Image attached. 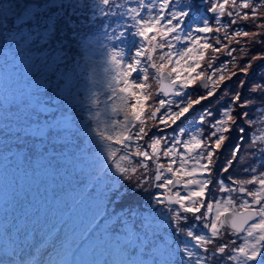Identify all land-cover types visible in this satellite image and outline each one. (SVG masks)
Returning <instances> with one entry per match:
<instances>
[{
	"label": "snow or ice",
	"instance_id": "snow-or-ice-1",
	"mask_svg": "<svg viewBox=\"0 0 264 264\" xmlns=\"http://www.w3.org/2000/svg\"><path fill=\"white\" fill-rule=\"evenodd\" d=\"M201 3L212 20L194 14L193 0H0V264H264V171L249 165L248 178L217 181L218 192L228 195L209 197L215 158L233 131L236 143L221 173L238 160L264 166V78L249 88L260 98L255 116L245 109L257 101L242 99L247 81L240 80L236 92L225 88L217 101L229 97L219 117L210 108L200 113L198 125L210 129L206 136L198 127L188 139L160 135L140 143L148 121L164 132L213 97L220 90L213 77L223 87L237 51L223 40L260 35L229 29L237 17L264 19V0ZM89 33L109 42L107 101L93 89L82 98L73 52ZM129 35L130 52L120 46ZM222 47L230 61L217 68L202 63L209 49ZM260 59L264 53L251 56L239 72L247 76ZM198 80L205 94L193 99L187 88ZM152 82L155 97L165 98H154ZM170 95L181 99H166ZM246 131L247 157L241 156ZM97 145L99 151H90ZM121 181L130 188L121 191ZM101 184L107 205L82 226H64L67 213L49 222L50 205L52 215L66 205L58 192L74 189L80 199L73 203H83ZM152 188L154 195L136 198ZM186 213L204 221L206 231L182 226ZM224 235L230 239L216 243Z\"/></svg>",
	"mask_w": 264,
	"mask_h": 264
},
{
	"label": "rangeland",
	"instance_id": "rangeland-1",
	"mask_svg": "<svg viewBox=\"0 0 264 264\" xmlns=\"http://www.w3.org/2000/svg\"><path fill=\"white\" fill-rule=\"evenodd\" d=\"M200 2H201V0H200ZM201 4H206V3H201ZM128 6L129 7H135L136 5L134 3H130ZM194 14H196V13H194ZM198 14L200 16H205V13L203 11L198 13ZM226 18H227V15H225L224 18H223V22L224 23H226ZM231 29L232 28H230L229 31H232ZM222 31L224 32L223 29H222ZM99 35L100 34L89 33L87 36H85L82 40L85 41V38H87V37L90 38L91 39V45L87 47L86 42L81 43L80 46L75 49V51L73 52V55L75 57V60H76L77 64L80 66L78 71L81 74V81H82L81 82V93H82V98H86V96L88 94L87 93V89H93L94 91H96L99 94V98H100L101 101H107V97L109 95V91L107 89V81H108V78H109V75H110V71H106V69H109V65L107 63L109 42L107 40H103ZM132 41H133V38L131 37V35H129L128 38H127V41L125 42V44L120 45V46L124 47L126 49V51L130 52V50H132V48H133ZM239 41H240V43H239L240 46L239 45H234L233 46V44H232V46H230V47L238 49V50H240L241 47L245 48V42L242 41L241 39H239ZM227 53H228V49H226V51L224 52V56H225L224 59L225 60L220 61V60H217L216 55L212 52L211 60H209L208 63L210 61H212L213 68L219 67L225 61H230L232 59V57H230ZM233 56H235V58H236V52L233 53ZM247 62H248V60L245 59V57L242 54L239 57V59L236 60L235 64L229 63L227 65V68H229L231 64H232V67L234 66L236 68V71H234V72H237L239 74V76L237 78L238 80L231 81L230 79H227L226 78V74H225L226 71H225L224 72V76H225L224 85L218 92H216L217 95H214L213 97H211L210 103H208V104L206 103L205 105H203V102H202L201 104L194 106V108L185 117H183L181 120L177 121L176 125H173L172 127L167 128L164 132H160L158 130L155 122L151 121V123L155 126L154 127L155 129L154 130H149L147 137L144 138V139H148L149 140L153 136H160V135L168 136L169 138H171L172 136L176 135L177 139H188L187 133H191V132L196 131V129L198 127H203L204 135L206 136L207 133L210 131V129H208V127L206 125H203V126L198 125L197 121H198V117H199L200 113L203 111L204 108H211V106L214 105V107L211 108L212 112L215 113V117L214 118L219 117V115H220L219 110L222 107H225L228 104L229 97L225 96L223 101L220 102V103H217V101L220 100V97L223 95V92H224L225 88H227V89H229V87L234 88L233 92H230V93H234L236 91V85L239 83L240 80H242L243 78L246 77L243 73L239 72V68L242 67ZM207 70L208 69L205 68V76H207L209 74V72H210V70H208V71ZM151 71L152 70L150 69V72ZM257 75H258V77H257L258 79L260 77L264 76V67L263 66L259 67L257 69ZM213 79L217 80V87H220L218 78L217 77H213ZM254 82H257V81L253 80L248 87L250 88L251 85ZM195 84H196V87L200 88L202 92H205V90H203L200 87L199 80ZM209 84L211 86V82H209ZM196 87H195V90H196ZM195 90L193 88H191V86L187 88V92L189 94H191L193 99H195L196 96H198V94L200 93V92H196ZM204 94H202V95H204ZM249 94H250V92L247 93L243 99H247ZM166 99L179 100L181 98L171 95L169 98H166ZM255 99L257 101V104L252 106V107H250V108H248V109H245V110L249 111L250 115H253V116L256 115L253 112V109L260 104V98L257 97V95H256ZM108 103H111V101H108ZM104 107H105V105L103 103L98 105V108H100V109H103ZM157 107H158V105H157ZM148 111H149V109H148ZM237 111H240V109H237ZM102 118H108V117H102ZM114 118L115 119H122V115L121 116H116ZM241 124H243V123H241ZM160 127H163V126L161 125ZM179 128H184L186 130V132L184 134H178L179 133ZM247 135L248 134H247V131H246V133H245V144L243 145L242 150H241V156H245V157H247V154H248L247 153ZM144 142L145 141H141L140 143L144 144ZM235 143H236V132L233 131L231 133V138L225 142V144L222 146L221 150L218 152L217 157L215 158L216 159V163L214 165V170H213V173H212V176H211V179H212V181L214 183L213 186H214L215 191H214L213 195L209 196L210 198H220L222 196L228 195V193H220V192H218V190H217L218 189L217 181L223 179L225 181V183L227 184V183H229V181H228V177L229 176L235 177L237 179L248 178L249 173H246L244 171V169L247 168L249 165H257L258 167H260V170L264 171V166L259 165L257 160L245 159L243 162H240L238 160L236 163L233 164V166L229 169L228 172L221 173L220 169L224 166L226 160L230 158L231 150H232L233 146L235 145ZM228 145H231V146L229 148H227V149H224ZM99 148H100V146L97 145L95 148H91L90 151L96 152V151H99ZM181 150H183V149H181ZM257 155H259V154H257ZM148 163H149V167L153 168L152 162L149 161ZM161 163H164L165 165H167V160L162 157L161 158ZM217 165H220V167H217ZM166 175H168V174L166 173ZM123 182H125V181H121V185H122L121 191H124L126 189V187H127V182H126V184L124 186H123ZM106 183L110 184L111 182L108 181L107 178H106ZM103 185L104 184L99 185L96 193L94 194L95 195V198H94V201H93L94 207L90 208V210H91L90 212H84L83 213V218H84L85 222L83 220H81L80 221V225L81 226L84 223L87 222V220L91 217L92 214H94L93 208L98 207L96 205V202L97 201L102 202V200L105 198L103 195H100V193H106L105 191L101 190ZM249 187H252V186H249ZM67 189L68 188L66 187L63 192H58V195L60 197H62L64 201L66 200L65 198L68 195V190ZM156 191H158V190L155 189V188H152V194L151 195H154V193ZM175 191H180L181 194H184L185 190L183 188L177 187L175 189ZM42 194L45 195V196L49 195L48 193H42ZM233 195H235V194H233ZM105 205H107V204H104L102 206V210H103ZM65 207H71V206L69 204H66ZM173 207H176V206L173 205ZM53 208H55V207L51 204L50 205L49 216H50L51 210ZM108 209H109V211H111L110 205H108ZM185 215L188 217V219H187L186 224H184L182 226H184L185 228L194 226L193 230L198 232V233H203V232L206 231V230H204L202 228V224L204 223V221H195L191 214H187L186 213ZM70 217L71 216L67 215L64 218V226L74 225V223H72V221L70 220ZM49 222L55 224V223H58L59 220L50 221V217H49ZM225 236L226 235L223 236V239L225 238ZM228 239H230L229 236H228ZM213 264H216V262L213 261Z\"/></svg>",
	"mask_w": 264,
	"mask_h": 264
},
{
	"label": "trees",
	"instance_id": "trees-1",
	"mask_svg": "<svg viewBox=\"0 0 264 264\" xmlns=\"http://www.w3.org/2000/svg\"><path fill=\"white\" fill-rule=\"evenodd\" d=\"M206 7H207V3L206 4H201V2H200V0H193V8H194V13H200V12H204L205 13V16L209 19V20H212L213 19V17H212V14H210V13H206L205 12V9H206ZM243 11H250L249 9H244ZM259 12H260V17H264V9H260L259 10ZM225 21V20H224ZM229 22V17H227L226 18V23H228ZM257 24H260L261 25V27H257L256 25ZM232 29L231 30H233L234 28L235 29H243V30H246V31H248V32H250V33H254V32H258V33H260V35H258V36H255V37H252V36H249V37H243V36H241V37H233L230 41L229 40H223V37H224V32L221 30V32L218 34V35H220L221 36V39L223 40V42L225 43V44H228L229 45V48H231L230 46H232V44H233V46L234 45H239L240 46V44H237L236 43V40H239V39H241L242 41H244L245 42V52H247V55H245V52H241L240 50H238L237 49V51H236V60H238L239 59V57L243 54V56L245 57V59H249L251 56H255V55H257V54H260V53H264V43H260L259 41H264V19H260V18H258L257 20H256V22H250V21H244V20H240L238 17H237V24L236 25H232V27H231ZM95 34H99V33H95ZM212 35L213 36H215V35H217V33H215V32H213L212 33ZM100 36V35H99ZM101 37V36H100ZM84 42H86V45H87V47L88 46H90L91 45V41H90V39L89 38H87V39H85V41H82L81 43H84ZM211 43H213L214 45H215V41L214 40H212V41H210ZM218 46V45H217ZM226 51V48H221V50H220V52L219 53H214L215 55H216V57H217V60H220V61H222V60H225L224 59V52ZM211 57H212V51H211V49H209L208 51H207V55H206V59L203 61V63L205 64V66H206V64L208 63V61L209 60H211ZM227 60V59H226ZM264 67V59H260V60H256V61H253V67H252V69L249 71V73H248V75L245 77V78H243L242 80H246L247 81V83L244 85V87H243V89H241V91H242V99L245 97V95L247 94V93H249V85H250V83L253 81V80H256V81H259V80H261L262 78H264V76L263 77H260L259 79L257 78L258 77V75H257V69L259 68V67ZM208 71V70H207ZM234 71H236V68L233 66L232 67V64L230 65V67L229 68H227V70H226V78L228 79V77L229 76H231L232 75V73L234 72ZM238 76H239V74H237L236 76H232V78L230 79L231 81H234V80H238L237 78H238ZM239 84V83H238ZM237 84V85H238ZM198 85V84H197ZM224 85V84H223ZM237 85H236V91H237ZM158 87V85L155 83V82H152V89H153V94H154V98L155 99H161V98H164L163 96H160V97H155V89ZM195 87H196V84L195 85H193V86H191V88H193L194 90H195ZM201 87V86H200ZM222 87H219V89H221ZM229 92H233V90H234V88H232V87H229V89H227ZM196 92H200L198 95H202V94H204L205 92H202L201 91V89L200 88H198V87H196V90H195ZM235 91V92H236ZM218 92V91H217ZM215 95H217V93L215 94ZM254 94H252V93H250L249 94V96L247 97V99H252V98H255L256 97V95L255 96H253ZM257 97H259V95H257ZM155 99L153 100V101H150L149 103H152L153 104V108H155V107H157V105L158 104H156L155 103ZM210 101H211V98L210 99H208V100H205V101H203V105H205L206 103L208 104V103H210ZM214 107V105H212L211 106V108H213ZM210 108V109H211ZM151 110H153V109H149V111H151ZM154 122V121H153ZM241 123H243L242 121H241ZM147 127H148V129L149 130H154L155 128V126L151 123V121H148V125H147ZM147 137V136H146ZM145 137V138H146ZM146 140H148V139H145L144 141H146ZM232 145V144H231ZM231 145H228L227 147H225L224 149H227V148H229ZM217 167H220V165H217ZM216 167V168H217ZM215 182V181H214ZM126 184V181L125 182H123V186ZM213 184L214 183H212V186H210V190H209V196L210 195H213V193H214V191H215V189H214V186H213ZM130 188V185L127 183V187H126V189L124 190V191H126V190H128ZM101 190L102 191H107L106 190V188H105V186L103 185L102 186V188H101ZM69 192H70V198H71V203L76 207V206H78V205H80L81 206V210H86L85 209V207L83 206L84 205V203H86V202H89V201H91L92 203H93V201H94V198H95V195H93L91 198H89L88 196H87V193H85L84 195H85V199H84V201H83V203H73V197H75V199L76 200H79L80 199V195L76 192V190H74V189H69ZM152 194V189H150L149 191H147V192H143V193H139V194H137V197L136 198H141V197H143L144 199H147V198H149V196ZM155 194V193H154ZM129 198H131V197H126V199H129ZM104 204H107V200L105 199L104 200V203H100L99 204V206L100 207H102ZM110 207H112L111 205H110ZM80 213H82L83 211H79ZM74 220H77V218H76V216H74ZM79 226V225H78ZM224 232H227L228 231V229L227 228H225L224 230H223ZM228 240V236L226 235L225 236V238L223 239V240H217L216 241V243H221V242H223V241H227Z\"/></svg>",
	"mask_w": 264,
	"mask_h": 264
},
{
	"label": "water",
	"instance_id": "water-1",
	"mask_svg": "<svg viewBox=\"0 0 264 264\" xmlns=\"http://www.w3.org/2000/svg\"><path fill=\"white\" fill-rule=\"evenodd\" d=\"M169 97V96H168Z\"/></svg>",
	"mask_w": 264,
	"mask_h": 264
}]
</instances>
